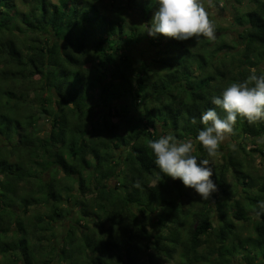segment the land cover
Listing matches in <instances>:
<instances>
[{
  "label": "trees",
  "instance_id": "obj_1",
  "mask_svg": "<svg viewBox=\"0 0 264 264\" xmlns=\"http://www.w3.org/2000/svg\"><path fill=\"white\" fill-rule=\"evenodd\" d=\"M249 1L255 7L236 15L231 44L149 36L152 0H0V264H143L144 244L156 253L147 252L148 264L177 254L179 264H233L242 251L239 264H264V216L252 211L264 200V175L254 186L239 157L247 139L264 136V121L238 117L236 147L220 164L195 140L201 114L216 108L212 96L251 68L264 74V0ZM146 41L155 49L151 61L128 53ZM124 96L142 105L141 118L128 117V104L111 106ZM97 104L126 123L121 168L111 153L120 125L101 123ZM166 134L194 142L221 194L196 208L180 180L159 172L147 144ZM73 207L76 223L54 244L55 225ZM205 245L211 249L202 254Z\"/></svg>",
  "mask_w": 264,
  "mask_h": 264
},
{
  "label": "clouds",
  "instance_id": "obj_2",
  "mask_svg": "<svg viewBox=\"0 0 264 264\" xmlns=\"http://www.w3.org/2000/svg\"><path fill=\"white\" fill-rule=\"evenodd\" d=\"M156 5L146 32L155 38L163 35L178 41L201 37L208 41L216 40L217 25L212 19V10L216 8L214 0H152ZM243 80L226 86L221 95H214L211 103L221 109L223 117L216 108H209L201 114L203 127L195 137L208 156L215 158L221 145L236 135L235 125L238 117L249 124L264 121V74H257L255 68ZM197 121L192 119L191 123ZM154 164L164 176L180 180L186 188L193 189L201 200H210L219 191L213 180V169L209 159L198 160L194 152V142L179 140L175 135H161L149 140ZM236 145L232 144L235 149ZM162 179V176H161ZM140 187L139 182L135 185ZM259 219L264 216V200L258 201L252 210Z\"/></svg>",
  "mask_w": 264,
  "mask_h": 264
},
{
  "label": "rangeland",
  "instance_id": "obj_3",
  "mask_svg": "<svg viewBox=\"0 0 264 264\" xmlns=\"http://www.w3.org/2000/svg\"><path fill=\"white\" fill-rule=\"evenodd\" d=\"M56 1V0H54ZM104 2H108V0H104ZM215 2V0H214ZM219 4H216V8L214 10H212V19L215 22V24L217 25V30H216V38L218 39H225L227 42L232 44V38L237 36L238 30H239V24L237 22V14L238 13H243L245 11H247L248 9L254 8L255 5L250 2L249 0H219L218 2ZM239 11V12H238ZM128 16V15H127ZM130 18L138 20L137 16L134 14V12L131 10L130 13ZM128 16V17H129ZM225 34V35H224ZM238 45H240V43H238ZM239 48L236 47L234 49V51H238ZM128 53L136 58V59H145L147 61H151V59L154 57L155 55V49L152 48L150 46V44L148 43V41L140 43L137 46H132ZM135 64H139V62H136ZM88 66H92V63H89ZM261 66L264 68V63L261 64ZM255 69H257L256 67H254ZM92 70V67L91 69ZM91 94H93V96L91 97V100L96 101L97 100V96H98V91H94ZM111 106L114 107V109H118L117 106H119V104H128V107H130L131 112L128 115L129 118L131 119H139L142 117V115L140 114L141 109H142V105L140 107L137 108V106H135V104L128 99V96H124L121 99H116L113 100L111 99ZM150 104H152L150 102ZM97 104L95 106V114H96V118H99L101 123H110L111 121H116L119 125L120 128L118 129V132H116L118 135V139H116V141L121 142L119 147H115L114 146V141L111 142V153L114 154L115 159L120 160L121 164L119 166V168H121L123 165L122 163L124 162V158L125 155L127 153V149L129 146V139L127 138V131H126V123L124 122V120L122 121L120 118H115L112 115H108L109 110V106L105 105V104ZM113 112V111H111ZM49 122L48 120L44 119L42 121V125L44 128H46L48 126ZM90 123L87 124V126H89ZM100 125H97V128ZM86 128V127H85ZM254 142H251L252 140L247 139V147H246V151L245 152H241L239 154V157H241V159L245 162V169L246 171H249L252 174V181L254 186H258L261 183V179L264 175V154L262 153L261 150H264V136L262 137H257L253 139ZM231 144H234L233 142L231 143V139L226 141L224 144L221 145V149L219 151V153L217 154V156L215 158H213V161L215 164H220L223 161V154L227 153L229 150H231L232 146ZM254 148H258L257 151H254ZM92 162L94 163V161L92 160ZM92 171L94 169V166H92ZM251 181V179H249ZM227 181L228 183L232 186L235 182L233 176L231 175V173L229 172L227 174ZM112 185H114L116 183V179L111 180L110 181ZM156 182V179L153 180V184ZM256 187L252 188L251 191L255 192ZM186 188V187H185ZM240 188H242V185L240 186ZM187 191V196L191 197L194 204L196 205V208H199V206H202L205 202V200H201V198L195 193V191L193 189L190 188H186L185 189ZM218 194H221V192L219 191ZM237 196L239 197V194H237ZM211 200V199H210ZM186 203V202H185ZM134 209H136V206H133ZM44 209V208H42ZM159 212H161V209H158ZM215 215V214H214ZM161 217V215H160ZM78 219V215L76 214V210L75 207H73L72 209V214L61 218L60 221L55 225V232H56V237L54 239V244H61L62 242V236L65 235L66 233V229L69 227L70 224L72 223H76V220ZM158 219V217L156 218V220ZM236 222V221H235ZM238 225H241L243 223V221H237L236 222ZM81 224H85L84 222ZM96 225V223H91L90 227L94 228ZM244 226H245V233H251L252 232V228H253V222H244ZM147 229L151 232V233H156L157 232V227L153 226V225H148ZM215 240H211V243H214ZM145 243V242H144ZM152 246V243H150ZM215 244V243H214ZM208 245V244H206ZM203 246L200 250L202 252V254H206L207 252H209V250L211 249V247H207V246ZM145 244L143 245V252H141V259L140 262L143 264H148V253L150 252L151 254L155 255V249L153 247L151 248H145ZM244 251H242L239 254H236L233 256V264H239L241 261H243V254ZM260 257L262 258V256L260 255ZM163 264H179V262L181 261L180 259V255L177 254L174 259H167V258H163L161 259ZM201 264V263H200Z\"/></svg>",
  "mask_w": 264,
  "mask_h": 264
}]
</instances>
